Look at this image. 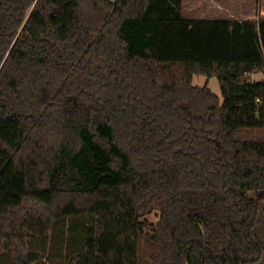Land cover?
Here are the masks:
<instances>
[{
  "label": "trees",
  "instance_id": "trees-1",
  "mask_svg": "<svg viewBox=\"0 0 264 264\" xmlns=\"http://www.w3.org/2000/svg\"><path fill=\"white\" fill-rule=\"evenodd\" d=\"M183 5L0 0L1 264H38L33 241L78 218L68 264L262 259L264 140L236 133L264 129V17Z\"/></svg>",
  "mask_w": 264,
  "mask_h": 264
},
{
  "label": "rangeland",
  "instance_id": "rangeland-1",
  "mask_svg": "<svg viewBox=\"0 0 264 264\" xmlns=\"http://www.w3.org/2000/svg\"><path fill=\"white\" fill-rule=\"evenodd\" d=\"M220 1H222V5H227L225 10L214 7L215 5L211 0L208 2L200 0L199 3H196V0H183V6H185L184 16L204 19L226 18L230 20H257L259 17L264 16L262 10L264 0H246L245 2L230 4H227L224 0ZM227 9H229V12H227ZM214 10H218V12H212ZM253 76L251 77L253 81L264 79V73L262 72L253 73ZM206 83L212 91L221 95L220 83L217 77L210 79L203 75L194 77V84L202 86ZM236 137L242 140H264V129H242L236 133ZM253 196L259 199L261 208L264 210V193L259 192L253 194ZM159 219L160 210L157 207L142 212L141 220L146 223L145 232L152 233ZM260 220L257 230L264 246V212ZM91 224L92 221L87 218L69 220L58 225L56 232L49 235L46 240L36 239L33 241L32 253L33 256H36L38 264H68L70 258L88 239V227ZM0 261H7L6 256L1 257ZM255 264H264V254L262 259Z\"/></svg>",
  "mask_w": 264,
  "mask_h": 264
},
{
  "label": "crops",
  "instance_id": "crops-1",
  "mask_svg": "<svg viewBox=\"0 0 264 264\" xmlns=\"http://www.w3.org/2000/svg\"><path fill=\"white\" fill-rule=\"evenodd\" d=\"M200 0H196V3H199ZM207 2L210 0H206ZM227 4L230 3H240V2H245L246 0H224ZM211 2L215 5L214 7H217L219 9H226L227 5H222L220 0H211ZM183 10H185V6H183ZM262 10L264 11V6L262 7ZM223 11V10H220ZM212 12H218V10H214ZM227 12H229V9H227ZM264 17V16H263ZM213 19V18H212ZM253 76V74L251 75V77ZM254 77V76H253ZM261 81V80H260Z\"/></svg>",
  "mask_w": 264,
  "mask_h": 264
}]
</instances>
